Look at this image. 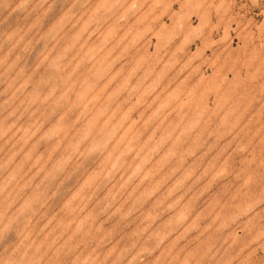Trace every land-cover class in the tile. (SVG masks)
Segmentation results:
<instances>
[{"label":"rangeland","instance_id":"1","mask_svg":"<svg viewBox=\"0 0 264 264\" xmlns=\"http://www.w3.org/2000/svg\"><path fill=\"white\" fill-rule=\"evenodd\" d=\"M0 264H264V0H0Z\"/></svg>","mask_w":264,"mask_h":264}]
</instances>
